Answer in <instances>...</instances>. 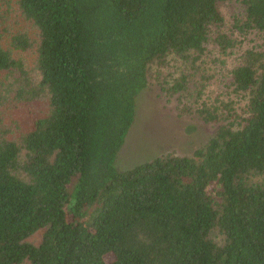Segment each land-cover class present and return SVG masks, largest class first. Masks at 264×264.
<instances>
[{"label":"trees","instance_id":"trees-1","mask_svg":"<svg viewBox=\"0 0 264 264\" xmlns=\"http://www.w3.org/2000/svg\"><path fill=\"white\" fill-rule=\"evenodd\" d=\"M144 90L210 133L119 171ZM0 264H264V0H0Z\"/></svg>","mask_w":264,"mask_h":264},{"label":"rangeland","instance_id":"rangeland-1","mask_svg":"<svg viewBox=\"0 0 264 264\" xmlns=\"http://www.w3.org/2000/svg\"><path fill=\"white\" fill-rule=\"evenodd\" d=\"M157 99L152 90H144L137 96L135 120H138L132 124L115 160L119 171L150 161L155 154L168 151L189 154L209 135L208 126L190 117L179 119L172 103ZM33 240L38 241V236Z\"/></svg>","mask_w":264,"mask_h":264}]
</instances>
